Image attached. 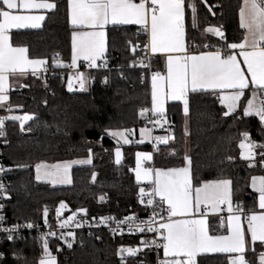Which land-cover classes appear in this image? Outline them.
<instances>
[{
    "label": "snow or ice",
    "instance_id": "1",
    "mask_svg": "<svg viewBox=\"0 0 264 264\" xmlns=\"http://www.w3.org/2000/svg\"><path fill=\"white\" fill-rule=\"evenodd\" d=\"M55 0H0V108L11 113L13 106L9 102V90L14 86L15 78L26 77L29 72L38 77L40 71L47 70L45 59L30 58L25 46H14L10 39L13 29H38L45 20L42 10H55ZM186 9L191 10L192 27H197V6L193 0H66L67 22L71 26L70 62L58 59L53 54V65L58 68H69L73 71L68 75V90H73V82L78 81L79 88L84 90L89 81L85 72L79 71V61L88 69L107 68L106 58V26L138 25V32L146 35L142 49L139 44L131 45L132 52L137 49L144 52L139 60L130 62L129 67L139 66L150 69V56L159 53L164 58L166 72L151 71V107L140 109V116L149 120L154 127H163L169 123L166 119V103L179 101L183 105L185 117L190 112V93L211 94L222 106L223 117H234L240 120L247 117L258 118L260 131L264 134V0H242L239 5V24L243 29L242 39L236 43L227 42L219 27H206L205 33H211L224 41L222 47L212 45L214 50L193 52L189 49L199 45L186 44ZM211 11V8H209ZM39 13V14H33ZM204 48L210 47L204 45ZM238 52V55H237ZM239 57V58H238ZM144 77H141L143 82ZM104 77L102 83H107ZM151 112L155 120H150ZM239 113V114H238ZM34 117L25 113L21 115L0 116V137L5 136V121H18L21 131L24 124ZM151 129H140V140L132 141L129 136L133 130L129 128L105 127L101 132L104 136L116 141L114 149L115 162L122 159L121 146L143 143L152 140ZM188 129L185 126L184 135ZM157 143H167L174 136L154 137ZM238 147L239 156L248 162L249 167L259 163L264 169V143L253 141L248 131L240 133ZM156 148V144L153 145ZM256 149H261L257 152ZM175 155V151L172 153ZM259 156V160L256 157ZM136 166L133 169L138 185V200L151 210L147 220L129 215L117 220L112 216H102L100 225L114 223L121 231L127 224L130 232L141 234L153 233L154 238L142 239L141 247L163 250V258L156 264H198L197 257L205 253L226 254V264H253L247 259L248 252L256 255V245L262 249L257 255L258 264H264V175H253L249 187L255 193L253 207L246 208L241 203L233 204L232 180L218 178L197 180L193 174L191 157L185 153L182 166L178 167H147L151 162L152 153L136 152ZM226 159L231 162V155ZM92 149H88L86 159L58 161L53 164L40 162L35 164L36 179H45L52 184H71L69 169L75 164H91ZM20 167H23L22 165ZM11 171L0 165V173ZM96 173H92L95 180ZM146 181V186L141 182ZM0 198H7L5 185L0 182ZM105 196L99 197L100 201ZM4 205L0 203V209ZM68 205L60 201L56 208L59 218ZM159 209V211H157ZM226 209L227 217H219V228L223 232H213L208 220V213L219 215ZM47 208L44 216L47 217ZM86 213V209L78 208L66 219H58L60 229L70 225L79 228L83 221L76 219L77 213ZM246 225V228L244 227ZM27 225L13 224L5 226V217L0 214V232L7 233L12 240V233ZM45 226L49 227L47 219ZM55 231L43 233L42 254L38 264H57L56 257L49 249L46 237L56 236ZM73 232H61L60 239L72 237ZM69 248L71 242H67ZM140 247H121L116 255L125 264L123 253L135 257ZM3 254L0 253V258ZM139 264H145L140 261Z\"/></svg>",
    "mask_w": 264,
    "mask_h": 264
},
{
    "label": "trees",
    "instance_id": "2",
    "mask_svg": "<svg viewBox=\"0 0 264 264\" xmlns=\"http://www.w3.org/2000/svg\"><path fill=\"white\" fill-rule=\"evenodd\" d=\"M242 0H193L197 6V27H192L191 10L186 9V42L207 43L222 47L224 41L205 34L206 27H219L227 42L238 43L243 32L239 24V5ZM58 7L46 15L40 29L18 30L10 35L14 46H25L30 58L45 59L47 71L60 70L65 73L61 79L57 72L51 78L27 75L20 90L9 92L12 106L22 108L24 113L37 115L23 131L18 121H5V136L0 137L1 160L11 171L5 172V186L9 194L6 202V223L40 222L44 209L51 218L53 211L64 201L75 211L84 208L93 215L112 216L116 219L130 214L140 215L144 208L138 200V185L132 168L135 153L149 150V145H122V160L116 165L114 149L116 141L104 136L105 127L138 129L147 124L140 116V109L149 107L148 74L138 68H130L133 60H139L146 35L134 26H110L106 35L107 68L91 69L87 72L89 84L85 90L70 92L67 87V69H52L53 54L59 60L70 62L71 27L67 22L66 0H55ZM187 3V0H186ZM211 8V11H209ZM139 44L141 49L132 53L131 45ZM152 71L163 69L159 58H152ZM144 77L143 82L141 77ZM104 77L107 83H102ZM190 112L187 117L178 103L168 104L166 118L168 131L174 136L171 143L158 146L153 154V166L178 167L187 153L192 160L193 174L197 180L218 178L231 179L233 204L241 203L253 207L249 184L253 175H264L257 163L249 167L239 156L240 133L248 131L252 140L264 142V134L256 117L235 120L223 117L222 106L211 94L190 93ZM1 113H8L5 109ZM239 114V113H238ZM185 126L188 135H184ZM100 141L97 147L91 142ZM4 142V144H2ZM92 149V162L88 167H74L71 170L70 187L52 188L35 179L34 167L40 162L55 163L88 156ZM175 151V155H173ZM235 159L229 162L226 157ZM258 161L259 158H256ZM28 166L29 171L15 172L12 169ZM96 173L95 180L92 173ZM104 195V201L99 197ZM213 232H223L210 226ZM100 239L86 233H76L72 247L60 241H48L49 249L57 264H121L117 249L127 246V238L112 237L99 233ZM136 241V240H135ZM131 242V241H130ZM256 255L262 250L256 245ZM0 264H38L42 254V239L28 236L13 242H0ZM256 255L248 252L247 259L254 262ZM162 253H159L161 259ZM155 264L154 254L147 250L142 256L126 259V264ZM198 264H226V255H203L197 257Z\"/></svg>",
    "mask_w": 264,
    "mask_h": 264
},
{
    "label": "built area",
    "instance_id": "3",
    "mask_svg": "<svg viewBox=\"0 0 264 264\" xmlns=\"http://www.w3.org/2000/svg\"><path fill=\"white\" fill-rule=\"evenodd\" d=\"M134 1L135 2H139V0H134ZM191 45H199L200 46V47H192V48L189 49L190 51H193V52H199V51H202V50H213V48L207 43H203V44L193 43ZM204 45H209L210 47L204 48L203 47ZM151 57L152 56H150V62L152 60ZM58 59H59V56H58ZM107 65H108V61H107ZM57 68L58 67H54L53 61H52V69H57ZM130 68H138L140 70H143V71H145L148 74V76H150V72L152 71V67L151 66H150V69L140 68L139 66H134V67H130ZM56 72H57L58 76L61 79H64L65 73L60 71V70H58V71L55 70L53 72L46 70V71L43 72L42 76L44 78L48 79V78H51L54 75V73H56ZM70 73H71V70H69V68H68L67 69V75H66V77H67V85H68V75ZM79 91H82L79 88V83H78V81L74 80V82H73V90L70 91V92H79ZM150 120H155V119L153 117H151ZM147 125L149 127H151V129H153L154 132H159V131L163 130L162 128H155L153 126V124L149 120L147 122ZM253 141H256V140H253ZM256 142L264 143L262 141H256ZM2 144H4V142ZM151 148H152L153 151H157V149H158L157 146H156L155 149L153 148V146ZM256 151L260 152L261 149H256ZM256 158H259V156H257ZM0 165L4 166V164H3L2 160H1V152H0ZM0 182H2L5 185V173H0ZM143 186H146V185H143ZM5 192H6V197L7 198H0V203H2L4 205L3 209H0V214H2L4 217H5V211H6V202L9 199V194H8V192L6 190V186H5ZM145 204H146V199H145V203L144 204L140 203L141 207L144 208V211H143L142 214H140V215L130 214V215H135L136 217L139 218V219H137L136 223H139L140 219L147 220L149 215H151V210L146 208ZM157 211H159V209ZM72 212H73V210H71L68 207L67 209L62 211L61 216L58 218L56 216V208H55L51 218H48V217L44 216V219L42 221H40V222H21V223H18L17 225H27L28 223H32L34 225V227L31 228V229H29V228H27L25 226H22V227L18 228L15 232L12 233V236H13L12 240H8L7 239V235H8L7 233L0 232V242H2V241L3 242L4 241L13 242V241H16V240H19V239H23V238H26V237L32 236V235L41 238L43 233H47V232H50V231H55L57 233V235L56 236H48V237H46L48 239V241H60L61 243H63V245H67V242H71V244L73 242H75V238L74 237H75L76 233H80V232L86 233L88 236H95L98 240L100 239L99 233H105V234H108V235H110L112 237L127 238L129 240V242H128L129 244L127 246H123V247H140L141 251L137 253L136 257L142 256L143 253H145L147 250H150L154 254L155 264H156L157 259H160L159 258V253L162 252V249L157 250L155 248L147 249V248L141 247V243H140L141 240L142 239H152V238H154V234L153 233L145 232V233L141 234L139 232H130L129 229H128L127 224L122 226V229H123L122 231L120 229H117V231L114 233V232L111 231L112 228H116V225L114 223L109 222L108 225H100L99 224V219L102 216L101 215H93L88 210H86V213H79V212L77 213L76 219L78 221H83L81 227L77 228L74 225H70L69 227H67L65 229H60L58 224H57V220L58 219H66L69 215L72 214ZM221 216L224 217V215H221ZM123 218L124 217L119 218L117 220H120V219H123ZM45 219H47L49 227L45 226ZM5 226L6 227H11L12 226V225L6 223V217H5ZM67 231L73 232V236L72 237H66L65 239H60L59 237H60L61 232H67Z\"/></svg>",
    "mask_w": 264,
    "mask_h": 264
},
{
    "label": "crops",
    "instance_id": "4",
    "mask_svg": "<svg viewBox=\"0 0 264 264\" xmlns=\"http://www.w3.org/2000/svg\"><path fill=\"white\" fill-rule=\"evenodd\" d=\"M135 2V1H134ZM241 3H242V1H241ZM42 12H43V14L45 15V18H46V15L49 13V12H51V11H49V10H42ZM33 14H39V13H33ZM43 23H44V21H42L41 22V27H42V25H43ZM110 26H134V27H137V28H139V26L138 25H108V26H106V29H105V31H106V35H107V28L108 27H110ZM40 27V28H41ZM71 27V26H70ZM40 28H38V29H40ZM19 30H36V29H19ZM72 30V29H71ZM14 31H18L17 29H13V30H11L10 31V33H9V35H11V33L12 32H14ZM242 32H243V29H242ZM205 33V32H204ZM205 34H208V35H211V36H213V37H216V38H219L220 39V37H217V36H215V35H213V34H211V33H205ZM243 34H244V32H243ZM70 37H71V35H70ZM107 39V38H106ZM146 39H147V37H146ZM188 42H186V44H187ZM70 45H71V41H70ZM213 50H214V48H213ZM237 55H238V52H237ZM151 58H159V59H161V61H162V65H163V69L162 70H159V69H157L156 68V70L155 71H162V72H166V68H165V64H164V58H163V56L161 55V54H159V53H157V54H155L154 56H152ZM239 58V57H238ZM78 64H79V71H81V72H85V73H87L89 70H91V69H88V68H86V67H84L83 66V61H79L78 62ZM69 70H71V72L73 71L72 69H69ZM45 70L43 69V67H42V69H41V71H40V74H43V72H44ZM39 74V75H40ZM28 75H31V72H29V74ZM24 80H25V77H17V78H15V81H14V86L9 90V92H11V91H15V90H20L22 87H23V84H24ZM148 83H149V98H150V104H149V107L148 108H150L151 107V97H150V92H151V77L149 76L148 77ZM88 84H89V81H88V83H87V85H86V88H87V86H88ZM68 87V86H67ZM85 88V89H86ZM84 89V90H85ZM9 94V93H8ZM171 103H178V104H180V106H181V109H182V112H183V105L179 102V101H169V102H167L166 103V105H165V107H167V105L168 104H171ZM1 110H3V108H0V112H1ZM184 114V113H183ZM148 117L149 118H151V117H153L152 116V114H151V112H149L148 114ZM1 116H7V113L5 114V113H1ZM154 119H156V117H153ZM250 118V117H249ZM167 119V118H166ZM258 119V118H257ZM147 122H148V120H146ZM169 124L167 123V124H164L163 125V127H155V128H162L163 130L162 131H159V132H154L153 131V129H151V127H149L147 124L146 125H143V126H141V127H138V129H132L133 130V132H132V135L131 136H129V139L130 140H132V141H138V140H140V129L141 128H143V127H147V128H149V129H151L152 131H151V135H152V137H153V139L152 140H145L143 143H135V142H133V143H131V144H134V145H137V146H142V145H149L150 146V149L149 150H139V151H137V152H149V153H152V156H153V154H154V152L155 151H153L152 150V146L154 145V144H156V146L158 147V146H161V145H165V144H169V143H171V140H169L167 143H157L156 141H155V139H154V137H156V136H166V135H169L170 134V132L168 131V126ZM100 145V141H96V142H91L90 143V146L91 147H97V146H99ZM127 145H129V144H127ZM127 145H124V146H127ZM121 152H122V150H121ZM114 162H115V152H114ZM123 157V156H122ZM87 158V156L86 157H81V158H75V159H72V160H81V159H86ZM122 160V159H121ZM66 161H71V160H66ZM56 163V162H55ZM48 164H53V163H48ZM115 164L116 165H118L116 162H115ZM91 164H83V165H81V164H75V165H72V167L69 169V175H70V178H71V170H72V168H74V167H88V166H90ZM135 166H136V157H134V165H133V168H132V174H133V177H134V180H135V183L137 184V182H136V179H135V173H134V171H133V169L135 168ZM145 166H147V167H154L153 166V159H152V161L149 163V162H145ZM154 168H156V167H154ZM34 173H35V179H36V171H35V167H34ZM37 180V179H36ZM38 182H41V183H44V184H47V185H49L50 187H52V188H56V187H70V185L71 184H52V183H50V182H48L47 180H45V179H41V180H37ZM147 184V182L146 181H144V182H141V186H143V185H146ZM252 191V190H251ZM208 215V220H209V223H210V226L213 224V226H216V227H219V217L221 216V215H224V217H225V219H226V217H227V211H226V209H225V211L224 212H222V213H220L219 215H214V214H211V213H208L207 214ZM245 228H246V225L244 226ZM222 231H224V230H222ZM257 245H259V244H257ZM160 253H162V256H161V258H163V250H162V252H160ZM216 254H221V253H205V254H201V255H199V256H203V255H216ZM222 255H226V254H222ZM198 256V257H199ZM120 259V258H119ZM253 264H258V262H257V255L255 256V258H254V262H253Z\"/></svg>",
    "mask_w": 264,
    "mask_h": 264
},
{
    "label": "water",
    "instance_id": "5",
    "mask_svg": "<svg viewBox=\"0 0 264 264\" xmlns=\"http://www.w3.org/2000/svg\"><path fill=\"white\" fill-rule=\"evenodd\" d=\"M21 110H22V108L19 107V106H13V108H12V112H20ZM24 114H22L21 116H23ZM29 115H32L34 117V119L33 120H30V121H27L24 124V128L27 127L32 121H34L35 119H37V115H34V114H29ZM19 128L21 129L20 123H19ZM12 171H14V173L15 172H25V171H29V167L28 166H23V167H15L14 166V168L12 169ZM123 256L125 257V264H126V259H128V258H136V256L135 257H132V256H129L127 253H123ZM119 258L121 260V257H119Z\"/></svg>",
    "mask_w": 264,
    "mask_h": 264
},
{
    "label": "rangeland",
    "instance_id": "6",
    "mask_svg": "<svg viewBox=\"0 0 264 264\" xmlns=\"http://www.w3.org/2000/svg\"><path fill=\"white\" fill-rule=\"evenodd\" d=\"M8 115H19V114H18L17 112H11V113L8 112V113H7V116H8ZM238 144H239V143H238ZM238 148H239V147H238ZM238 152H240V149H239ZM250 189H251V188H250ZM251 190H252V189H251ZM252 193H254L253 190H252ZM58 206H59V205H58ZM58 206H57V207H58Z\"/></svg>",
    "mask_w": 264,
    "mask_h": 264
}]
</instances>
